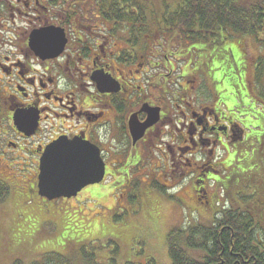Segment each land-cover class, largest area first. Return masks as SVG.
I'll use <instances>...</instances> for the list:
<instances>
[{
  "label": "flooded vegetation",
  "instance_id": "af4514ba",
  "mask_svg": "<svg viewBox=\"0 0 264 264\" xmlns=\"http://www.w3.org/2000/svg\"><path fill=\"white\" fill-rule=\"evenodd\" d=\"M111 1L0 0L2 213L29 203L30 194L46 205L88 187L71 198L38 194L40 163L59 138L95 146L104 178L148 165V185L160 188L184 177L187 168L193 174L202 166L217 181L219 151L261 140L248 134L252 123L235 117L237 100L231 104L221 96L210 71L177 67L185 59L179 49L187 51L188 42L182 47L162 26L146 33L136 29L146 0ZM59 29L66 39L59 53L52 52L54 36L30 46L34 31L53 35ZM253 108L257 126L264 128V116ZM200 188L199 195L206 193V185Z\"/></svg>",
  "mask_w": 264,
  "mask_h": 264
},
{
  "label": "rangeland",
  "instance_id": "374dc122",
  "mask_svg": "<svg viewBox=\"0 0 264 264\" xmlns=\"http://www.w3.org/2000/svg\"><path fill=\"white\" fill-rule=\"evenodd\" d=\"M171 4L172 0H146L149 13L153 15H162ZM232 38L225 46L235 56L240 53L242 66L223 64L218 59L211 64L216 71L213 67L208 71L222 78L221 81L215 79L222 90L221 96L228 98L231 104L233 99L238 100L233 108L235 117L242 116L252 123L248 134L252 137L259 134L261 141H251L243 148L231 145L229 150L219 151L223 164L220 168L214 166L221 175L218 182L212 179L215 172L210 168L204 173L206 166L197 167L193 174L187 168L186 175L174 177L171 185L162 187L165 191L162 193L154 187L157 184L148 185L150 178L144 174L149 170L146 165L144 171L129 169L131 174H125L126 177L107 175L102 183L90 185L76 197L60 199L57 203L42 205L37 196L30 194L31 202L7 207L4 213L0 209V264H12L15 260L24 264L38 260L39 264H44L42 254L49 252L68 256L74 264H89L93 260L107 264L110 257H114L115 264H170L166 237L171 230L191 224L211 226L215 211L232 203L244 204L238 200L240 194L250 196V204L253 200L256 202L260 195L258 190L261 188L264 193V128L257 126L253 106L257 104L260 108L259 102L264 103V64L257 65V60L264 61V46L253 36L234 35ZM159 50L164 53L162 48ZM221 50L213 47L208 51L221 55ZM208 51L205 50V54ZM176 63L187 71L198 66L200 72L207 73V68L196 62L195 65L184 64L181 58ZM243 79L250 87H244ZM236 93L243 97L241 101ZM246 93L247 96H243ZM201 159L196 157L197 166ZM234 172L237 176L232 178ZM203 185L207 187L206 193L201 190L199 196Z\"/></svg>",
  "mask_w": 264,
  "mask_h": 264
},
{
  "label": "trees",
  "instance_id": "16d2710c",
  "mask_svg": "<svg viewBox=\"0 0 264 264\" xmlns=\"http://www.w3.org/2000/svg\"><path fill=\"white\" fill-rule=\"evenodd\" d=\"M133 1L123 0L125 5H133ZM113 2L117 3L114 0L111 4ZM171 5L166 6L162 15L145 14L149 9L144 4L140 6L143 14L136 29L146 33L145 28L152 30L157 25L167 28L165 32L173 37L174 42L182 47L186 46V42L190 44L187 51L179 49L181 57L187 63L200 61V67L204 65L207 71L213 67L212 62L218 59L223 64L242 66V62L239 64L240 53L235 56L225 46V42L234 35L253 36L258 44L264 46V0H172ZM124 19L130 18L124 14ZM213 47L222 48V54L210 53ZM205 50H209L207 54ZM257 63L260 67L264 61L257 60ZM213 70L216 71L214 67ZM216 78L220 81L222 79L217 76ZM243 84L244 87H250L245 85L244 79ZM217 89L221 94L222 90L219 87ZM243 96H247V93ZM237 97L239 101L243 98L239 94ZM258 106L259 113L264 114V103L259 102ZM236 173L232 174V178ZM217 178L218 182L221 176ZM246 184L244 181V187ZM154 187L162 193L165 192L158 186ZM258 191L260 195L252 204L248 202L250 196L240 194L238 200L244 204L232 203L215 211L209 227L191 224L171 230L166 237L170 264H264V193L261 188ZM50 254L55 256L52 258ZM43 255L44 264H74L68 256L54 252L44 253L42 257ZM109 260L110 263L107 264H115L114 257ZM12 264L24 263L15 260ZM31 264L39 263L36 260ZM89 264L97 263L93 260Z\"/></svg>",
  "mask_w": 264,
  "mask_h": 264
},
{
  "label": "water",
  "instance_id": "95a60500",
  "mask_svg": "<svg viewBox=\"0 0 264 264\" xmlns=\"http://www.w3.org/2000/svg\"><path fill=\"white\" fill-rule=\"evenodd\" d=\"M52 36L57 39L51 41L55 48L52 52L57 54L66 42L62 29L54 31L53 35L34 31L30 36V46L33 48L41 46V42L50 43ZM104 173V162L95 146L75 139L59 138L47 147L40 163L38 194L48 200L70 198L85 186L100 183Z\"/></svg>",
  "mask_w": 264,
  "mask_h": 264
}]
</instances>
